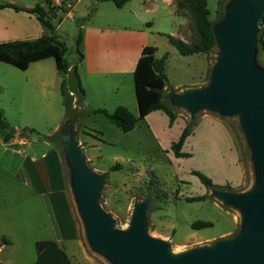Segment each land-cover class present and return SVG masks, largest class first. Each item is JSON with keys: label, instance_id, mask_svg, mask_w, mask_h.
Masks as SVG:
<instances>
[{"label": "rangeland", "instance_id": "rangeland-1", "mask_svg": "<svg viewBox=\"0 0 264 264\" xmlns=\"http://www.w3.org/2000/svg\"><path fill=\"white\" fill-rule=\"evenodd\" d=\"M49 1L47 4L46 0H0V4L25 9L37 5L50 8L55 13L52 23L57 28L56 33L68 48L65 58L78 70V35L82 34L84 38L90 29H102L108 31L107 36L130 34L138 41L148 39L149 44L158 49L159 58L168 55L166 94L200 80L202 65L205 63L206 66L207 62L208 69L201 79V86L208 84L219 49L215 48L208 55L179 54L167 36L179 33L182 20L171 13L169 6L161 5L154 14H146L136 11L138 7L128 5L119 9L113 2L105 0ZM177 1L173 3L176 5ZM229 2L208 0L210 19L214 23L220 21ZM69 12L71 15L67 16ZM178 13L185 20L181 28L184 40L191 43L198 39L199 33L191 17L185 11ZM41 31L44 28L36 14L0 9V40L21 35L36 36ZM259 31L264 39V19L259 22ZM106 48L109 55L119 51L110 45ZM81 50L84 54L83 45ZM257 62L264 68V53L260 48ZM128 65L130 62L126 63ZM81 71L87 99L85 97L81 103L72 126L90 167L96 173H107L100 204L115 219V227L126 229L134 204L149 199L148 232L168 241L175 254L213 245L220 239L238 234L241 214L219 201L212 194L214 189H208L194 172L211 179L215 189L245 192L254 187L256 169L240 117H222L201 110L192 119L187 109L174 106L178 120L171 123L162 111L141 119L135 105L130 108L138 123L134 130L124 132L103 114L92 111L106 109L112 113L130 98L135 104L133 75L114 73L99 76L95 82L82 68ZM64 79L72 80L73 74L61 73L53 58L34 63L28 70L0 61V109L20 136L14 142L5 143L6 130L0 126V243L2 238L10 241L8 245L2 243L0 264H33L37 260L36 243L44 240L58 242L73 264H113L89 245L71 189L66 149L69 137L60 135L68 121L60 88ZM165 100L170 103L169 99ZM187 126L191 129L190 136L181 149L182 156L178 157L172 145L179 141ZM23 130L27 135H22ZM55 135H60L62 140L54 143L45 139ZM20 138H25L27 145L20 144ZM49 150H57L61 156L66 188L80 226V233L71 226L66 237L56 226L58 219L47 197L36 193L26 167H23L26 158L39 157ZM198 196L205 198L199 202L187 201L188 197ZM196 221L212 222L213 226L195 230L192 225Z\"/></svg>", "mask_w": 264, "mask_h": 264}, {"label": "water", "instance_id": "water-1", "mask_svg": "<svg viewBox=\"0 0 264 264\" xmlns=\"http://www.w3.org/2000/svg\"><path fill=\"white\" fill-rule=\"evenodd\" d=\"M263 15L264 0H231L225 16L213 27L219 55L208 84L165 95L173 107L187 109L192 119L201 110L240 117L252 150L256 183L245 192L212 191L241 214L238 234L175 254L168 241L148 232L149 199L134 204L126 229L116 228L115 219L100 204L107 173L90 167L76 139L72 124L77 112L60 135L69 137L71 189L87 241L96 253L113 264H264V68L257 62Z\"/></svg>", "mask_w": 264, "mask_h": 264}, {"label": "trees", "instance_id": "trees-1", "mask_svg": "<svg viewBox=\"0 0 264 264\" xmlns=\"http://www.w3.org/2000/svg\"><path fill=\"white\" fill-rule=\"evenodd\" d=\"M107 1L113 2L117 8L122 9L131 0ZM46 2L49 4L50 1L46 0ZM176 5L178 12L185 11L194 21L199 33V38L189 43L181 38L168 35L169 43L174 46L182 56L210 54L217 48V40L213 32V27L216 23L210 19L211 13L208 8V0H178ZM5 8L13 9L16 12L26 11L30 14H36L37 19L45 29V33L32 40H15L0 43V61L11 64L21 70H27L33 63L53 58L56 62L57 69L61 73L65 75L72 73V80L64 79L60 84L61 93L65 99L67 119H72L79 111V107L83 100H85L86 92L81 82L78 67H70L65 58L68 48L65 43L59 39L56 33V27L52 23V18L55 17V13H53L50 8L45 9L42 5H37L31 9H25L13 4H0V9ZM224 16L225 12L221 19ZM263 19L264 15L261 22ZM259 32L258 49L260 48L264 53V39L262 38V32ZM82 41L83 36L79 34L76 39V46L80 61L84 58V54L81 50ZM156 51V47H145L134 71L139 117L143 119L152 112L162 111L169 117L170 122L173 123L176 121L177 115L171 103L165 100L166 88L168 87V76L166 72L168 55L166 54L161 58H156ZM92 112L95 114H103L111 123L124 132L134 130L138 123V118L125 106H118L112 113L108 112L106 109H99ZM0 126L6 130L4 138L5 143L10 142L16 134V130L5 120L2 109H0ZM29 132H33V130ZM190 132L191 129L188 126L185 127L179 141L172 145V150L178 157L182 156L181 149L190 136ZM22 135H27V131L23 130ZM45 139L54 143H58L62 140L60 135L45 137ZM194 174L200 178L208 189L216 188L212 180L204 174L199 172H194ZM229 188L230 187H228V189ZM204 198V196L188 197L187 201L199 202L204 200ZM212 226V222L204 221H196L192 225L195 230ZM2 243L8 245L10 241L6 238H2ZM36 250L37 260L33 264H73L66 251L56 241H39L36 243Z\"/></svg>", "mask_w": 264, "mask_h": 264}, {"label": "crops", "instance_id": "crops-1", "mask_svg": "<svg viewBox=\"0 0 264 264\" xmlns=\"http://www.w3.org/2000/svg\"><path fill=\"white\" fill-rule=\"evenodd\" d=\"M173 1L174 0H131L125 6L129 5L131 6V8H135V9H137L136 7H138L136 11L144 12L146 14H154L156 11H158L161 5L169 6L172 9L171 13H173L175 16H178L182 20V23L180 24V28H179V33L177 35L172 33L171 35L184 40V38L182 37L181 28L184 26L185 20L178 13L176 5L173 3ZM69 15H71V12L67 14V16ZM135 15H137L136 12ZM107 32H108L107 30H102V29L101 30L90 29V31H88L86 33V36L83 38L82 45L84 49V58L82 61H80V69L78 70V72L80 71L79 73L81 74L80 78L83 86H84V80L82 77L81 68L83 69L84 73L87 76L90 77L92 76L95 82L96 80H99V76H107L114 73L132 74L134 78V71L142 55L143 49L145 47H155L149 44L148 39H145L144 41H138L137 39H133L134 37L133 38L130 37V34L125 36L124 35L117 36V37L109 36V35L107 36L106 35ZM44 33H45V29L36 36H27V35L14 36L12 38L0 40V43L15 41V40H32L42 36ZM115 33L119 34L123 32L116 31ZM108 45L116 47V49H118L119 51L117 53L109 55L106 48ZM131 53H133L132 56H130ZM157 53H158V49L155 53V56L156 58H159L157 56ZM195 55H201V54H195ZM43 61L36 63H41ZM128 62H130V65L126 66V63ZM207 69H208V62L206 66L205 63L202 65L200 80H194L193 84L184 85L182 88H178V89L174 88V89L176 91H182V89L201 86L202 84L201 79L204 76ZM43 82L45 83V81ZM166 89H168V87ZM135 105L137 110L139 111L138 102L136 98V91H135V104L133 103V100L131 98L130 100H128L127 103L119 104V106H125L130 111H131L130 107H133ZM176 120H178V117ZM17 136L18 135L15 134L11 142L16 141ZM20 140H21L19 141L20 144L27 145V141L25 140V138H20ZM62 165L63 163L59 152L57 150L56 151L49 150L48 152L43 153L39 157L33 156L31 158L30 157L26 158L23 167H26V171L30 176L31 185L32 187L35 188L36 193L38 195H42V196L44 195L47 197L49 201V206L51 207L52 212L56 215L58 219V224H56V226L58 227V230L60 229L59 230L60 234L63 237L64 236L66 237L68 232L71 231V226L72 229L77 230L79 233H80V226L78 224L76 213L72 205V199L70 197L68 187L66 188L67 184H66V179L64 177V173L62 172L64 170ZM23 172L24 171H22V173ZM235 185L236 184L232 186ZM237 192H242V191H237ZM68 214H70V217Z\"/></svg>", "mask_w": 264, "mask_h": 264}, {"label": "built area", "instance_id": "built-area-1", "mask_svg": "<svg viewBox=\"0 0 264 264\" xmlns=\"http://www.w3.org/2000/svg\"><path fill=\"white\" fill-rule=\"evenodd\" d=\"M57 2H59V1L57 0ZM68 7H71V5H70V4H68Z\"/></svg>", "mask_w": 264, "mask_h": 264}]
</instances>
